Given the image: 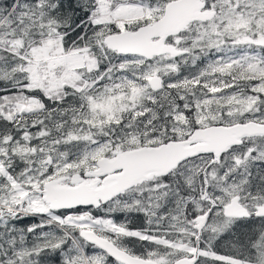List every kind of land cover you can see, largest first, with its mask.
I'll return each instance as SVG.
<instances>
[{
    "label": "snow or ice",
    "instance_id": "obj_1",
    "mask_svg": "<svg viewBox=\"0 0 264 264\" xmlns=\"http://www.w3.org/2000/svg\"><path fill=\"white\" fill-rule=\"evenodd\" d=\"M0 264H264V0H0Z\"/></svg>",
    "mask_w": 264,
    "mask_h": 264
}]
</instances>
